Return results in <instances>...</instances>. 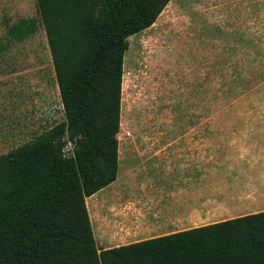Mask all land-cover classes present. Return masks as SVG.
Segmentation results:
<instances>
[{
    "label": "trees",
    "instance_id": "1",
    "mask_svg": "<svg viewBox=\"0 0 264 264\" xmlns=\"http://www.w3.org/2000/svg\"><path fill=\"white\" fill-rule=\"evenodd\" d=\"M170 1L38 0L36 16L8 25L17 42L46 31L65 117L0 154V264H264V211L97 247L86 198L118 177L128 38ZM237 63L226 101L264 83Z\"/></svg>",
    "mask_w": 264,
    "mask_h": 264
},
{
    "label": "rangeland",
    "instance_id": "2",
    "mask_svg": "<svg viewBox=\"0 0 264 264\" xmlns=\"http://www.w3.org/2000/svg\"><path fill=\"white\" fill-rule=\"evenodd\" d=\"M38 12V0H0V80L15 84L0 81V154L65 117L44 28L22 42L7 33L8 25ZM128 40L118 136L122 155L184 133L227 134L251 144V119L264 117V83L226 101L223 75H233L240 61L264 70V0H171L151 27ZM13 90L25 104L37 98L56 118H44L34 132L14 136L13 109L7 104ZM25 111L22 106L16 110L19 115ZM246 153L232 162L242 177L251 167V150Z\"/></svg>",
    "mask_w": 264,
    "mask_h": 264
},
{
    "label": "crops",
    "instance_id": "3",
    "mask_svg": "<svg viewBox=\"0 0 264 264\" xmlns=\"http://www.w3.org/2000/svg\"><path fill=\"white\" fill-rule=\"evenodd\" d=\"M0 81L9 85L12 80ZM7 100L14 136L34 132L44 118H56L37 98L25 104L13 90ZM19 106L26 107L24 115L16 112ZM239 140L227 134L184 133L158 147L120 153L123 172L86 198L98 249L264 211V117L251 119V144ZM250 150L251 167L245 170L249 176L242 177V169L232 162Z\"/></svg>",
    "mask_w": 264,
    "mask_h": 264
}]
</instances>
